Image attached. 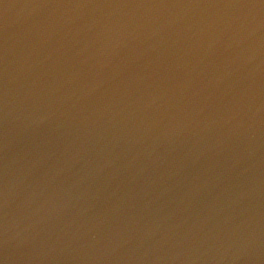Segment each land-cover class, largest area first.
I'll list each match as a JSON object with an SVG mask.
<instances>
[{
    "label": "water",
    "instance_id": "obj_1",
    "mask_svg": "<svg viewBox=\"0 0 264 264\" xmlns=\"http://www.w3.org/2000/svg\"><path fill=\"white\" fill-rule=\"evenodd\" d=\"M0 264H264V0H0Z\"/></svg>",
    "mask_w": 264,
    "mask_h": 264
}]
</instances>
